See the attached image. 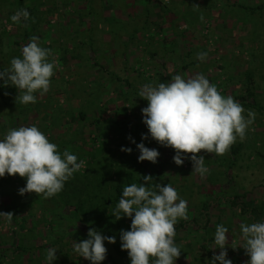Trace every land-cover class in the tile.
Segmentation results:
<instances>
[{"label":"rangeland","instance_id":"obj_1","mask_svg":"<svg viewBox=\"0 0 264 264\" xmlns=\"http://www.w3.org/2000/svg\"><path fill=\"white\" fill-rule=\"evenodd\" d=\"M17 1L0 0V69L9 68L11 59L19 57L28 43L23 22L11 19L18 10ZM262 3L264 0H23V9L34 8L27 26L30 37H38L40 46L51 50L49 59L56 66L49 91L36 94L35 103L21 104L14 87L0 86V138L9 129L35 124L50 142L66 141L57 147L60 153L68 150L83 163L63 190L52 196L58 202L56 210L51 199L41 197L40 205L31 203L33 193L19 195L24 178L7 174L0 178V212L16 207L10 223L0 219V264H45L48 248L57 250L53 264H89L72 251V240L87 238L82 223L73 224L76 219L71 214L82 196L78 188L96 174L105 178L110 191L117 184L143 183V177L157 169V183L171 184L187 201V219L177 222L187 225L174 237L182 250L175 264H207L214 253L219 254V249H212L219 225L228 229L226 258L232 264H246L245 250L238 246L240 224L264 221V212H260L264 211L260 209L264 207V9L250 15L237 5ZM166 13L168 17L160 16ZM185 15L186 20L182 19ZM182 30L187 33L181 44L178 33ZM203 50L206 59L199 66L191 65ZM197 73L215 84L221 95L239 102L245 117L249 110L255 112L245 138L232 144L239 147V154L232 156L227 151L217 156L202 150L197 155L204 156L208 172L201 176L192 173L188 159L176 166L174 150L149 138L144 144L158 150L157 162H138L135 144L118 133L126 124L127 138L136 143L147 134L141 115L147 102L139 96L141 86L165 83L176 74L187 78ZM247 74L253 80L252 100H244ZM9 94L12 120L5 116L1 97ZM251 101L262 108L261 113L249 106ZM122 146L131 147L132 152H122ZM127 173L132 174L130 183ZM234 196L260 214L252 218L240 215L231 205ZM116 223L110 229L116 242H105L106 258L101 264H112L107 255L120 264H130L127 252L120 249L119 233L129 229L131 219ZM77 228L84 237H73L71 231Z\"/></svg>","mask_w":264,"mask_h":264},{"label":"clouds","instance_id":"obj_2","mask_svg":"<svg viewBox=\"0 0 264 264\" xmlns=\"http://www.w3.org/2000/svg\"><path fill=\"white\" fill-rule=\"evenodd\" d=\"M28 18L26 9L17 10L11 17L15 23L26 22ZM38 41V37L32 36L21 48L20 56L11 59L10 67L0 69V81H3L0 86L14 87L16 100L24 105L35 103L36 94L43 96L49 91L56 66V62L49 59L51 50L41 47ZM206 56V52L197 53L201 62ZM139 96L147 102L141 109L147 134L141 136L140 143L127 138L135 144L138 162H157L158 150L144 144L150 138L174 150L172 161L176 166L188 159L192 173L201 176L208 168L204 156L197 153L203 150L217 156L225 154L237 138H245L256 115L249 110L245 117L243 106L233 97L221 95L202 73L187 78L176 74L155 86L144 84ZM120 150L126 154L132 152L131 147L122 146ZM82 163L68 150L60 153L57 145L35 124L9 129L0 138V178L5 174L24 178V187L18 189L21 196L34 193L51 198L63 190L65 182L80 170ZM143 181L126 185L112 209L111 217L116 221L131 218L129 229L119 233L120 249L127 252L130 264H175L182 250L174 243V226L178 220L187 219V201L178 196L171 184L156 183L149 187L152 181L149 175H145ZM0 219L10 223L13 214L0 212ZM227 232L223 225L216 227L212 249L220 251L214 253L207 264H232L231 259L226 258ZM105 242L115 243L116 236L102 235L89 227L87 238L79 242L72 240V251L89 264H101L106 258ZM238 246L245 250L246 264H264V221L241 222ZM56 252L55 248L46 250L45 264H53Z\"/></svg>","mask_w":264,"mask_h":264},{"label":"trees","instance_id":"obj_3","mask_svg":"<svg viewBox=\"0 0 264 264\" xmlns=\"http://www.w3.org/2000/svg\"><path fill=\"white\" fill-rule=\"evenodd\" d=\"M18 4V10L23 9V0H18L17 1ZM237 7L246 12L249 13L250 15H255L257 13H259L260 11H262L264 9V3L260 4V5H256V6H247V5H243V4H238ZM27 10V12L29 13V18L26 22H23L22 25H24V36L25 38L28 40H30V32L29 29L27 28V26L31 23L30 19L33 17L34 15V8H29L26 7L25 8ZM161 17L164 16V18L168 17L169 15L166 14H162L160 15ZM186 15L182 18L184 20H186ZM175 19V17H174ZM201 18H198V20ZM187 22V21H186ZM186 30H182L180 31L178 34L180 36V42L181 44L184 43L183 41H185L186 39ZM188 45H190V43H188ZM204 52V50H203ZM190 54L189 51L186 52V57H188ZM201 64V61H199L198 59L196 61H193L191 63V65H195V66H199ZM209 66H207L208 68ZM206 70V69H205ZM246 97L244 98V100H249L254 97L253 94V80L251 78L250 75L247 74L246 77ZM10 94L5 97L4 95L1 97H3L4 100V104H5V116L9 119L12 120V114L10 111V106H9V98ZM241 100H243V98L241 97ZM249 106H252L254 109H257L258 112H262L259 106L255 105L254 101H251V103H249ZM81 117L83 118V114L81 115ZM98 121H94V124H97ZM126 124L123 127L119 128V135L121 138L124 139V141L127 140V135L128 132L126 131ZM66 141H62L61 143H59L57 145V147L62 146L63 144H65ZM104 145V144H103ZM103 151V149H101ZM97 153L100 152V150L98 149L96 151ZM228 152L232 155V156H236L239 154V147H234L233 145L230 146ZM88 155V154H87ZM106 174V173H105ZM107 175V174H106ZM159 170L157 169L155 172L153 173H149V176L152 177V181L150 182V184L148 185L149 187H152L153 184L157 183L158 177H159ZM105 176V175H104ZM103 177V176H102ZM126 180L128 183L131 182L132 180V174L131 173H127L126 174ZM105 181V178H101L98 177L96 174L94 176H92L89 180L86 179V184L82 185L81 187H79V194H82L81 197H79V199L73 204L74 206V210L71 214L75 215V219L76 221H74L73 224H77V221H80V226L84 227L85 232L83 233L85 234L84 236L87 237V232L89 227H93L96 230L100 231L102 235H106V236H111V230L112 227L114 226V224H117L116 220L111 217L112 214V209L115 207V205L118 203L121 195H122V191L124 186L117 184L115 186H113L111 188L110 191H108V188L106 187V184L103 182ZM131 184V183H130ZM34 195V198L32 199L31 203L32 204H37V202L40 203L41 205V197L42 195ZM43 198V197H42ZM51 199L54 203V208L53 209H57V205L58 202L53 198H48V200ZM240 199V197L238 196H234L231 200V205L236 208L237 210H239L240 215H245L248 214L251 218L253 216H256V214H260V212H264V211H258L256 209V207L253 209H250L246 203H239L238 200ZM205 204V203H204ZM207 205H203V213L205 214L204 217L207 218V213L205 211H207ZM14 209V211L16 210V207H11V208H5L4 210H2V212L4 213H8V212H12ZM260 209L264 210V207H261ZM70 214V212H69ZM70 214V216H72ZM67 217V216H66ZM69 220V216L67 217ZM126 218H121V220H125ZM131 219V218H129ZM78 221V222H79ZM72 224V223H71ZM187 224L180 222L179 224L175 225V230H179L180 228H184ZM74 232L73 237L77 236V237H84L82 236V232H80V229H76V231H71ZM71 236V235H70ZM24 251H28V249H24ZM108 259H110L112 264H120L118 262H116L114 260L113 257H111L110 255H107Z\"/></svg>","mask_w":264,"mask_h":264}]
</instances>
